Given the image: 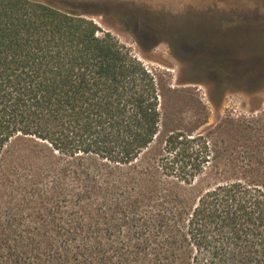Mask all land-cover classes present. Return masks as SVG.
<instances>
[{"label":"trees","instance_id":"1","mask_svg":"<svg viewBox=\"0 0 264 264\" xmlns=\"http://www.w3.org/2000/svg\"><path fill=\"white\" fill-rule=\"evenodd\" d=\"M218 13L0 0V264H264V111L184 122L187 85L214 106L264 89V43L236 40L264 18ZM98 15L142 52L165 41L175 80Z\"/></svg>","mask_w":264,"mask_h":264},{"label":"rangeland","instance_id":"2","mask_svg":"<svg viewBox=\"0 0 264 264\" xmlns=\"http://www.w3.org/2000/svg\"><path fill=\"white\" fill-rule=\"evenodd\" d=\"M128 4L139 5L144 9H152L155 11H167L171 14H178L190 12L197 16L205 13L216 14V12L228 13L234 15L236 22L246 24L253 18H264V7H237L236 5L223 4L221 2H211L210 0H121ZM264 6V5H263ZM218 13V14H219ZM93 20L104 30L109 31L121 43L130 47L132 52L138 56L146 65L157 66L159 68L169 71L175 80L182 68V64L173 56L171 49L165 41L157 43L153 48L142 52L130 33L124 31L122 27L111 16H94ZM193 17L189 16L183 21V26L188 27L193 25L191 20ZM250 18L249 20H247ZM254 18V19H255ZM258 19V20H260ZM247 21V22H246ZM264 22V20H261ZM201 24V23H200ZM256 24H249L244 31L237 35L236 40L243 44V46H256L264 43V27L254 28ZM256 27V26H255ZM260 27V26H258ZM259 47H255L257 49ZM188 88L199 96L201 100V110L194 118L192 112L188 111L185 115L184 122L194 124L201 122L200 127L196 131H205L211 126L218 123L223 117L230 114L233 116L239 114H249L264 111V89L254 93L248 94L243 91H229L225 94L220 105L214 106L210 103L207 96V87L203 84H190Z\"/></svg>","mask_w":264,"mask_h":264},{"label":"flooded vegetation","instance_id":"3","mask_svg":"<svg viewBox=\"0 0 264 264\" xmlns=\"http://www.w3.org/2000/svg\"><path fill=\"white\" fill-rule=\"evenodd\" d=\"M184 12H186V11H184Z\"/></svg>","mask_w":264,"mask_h":264}]
</instances>
